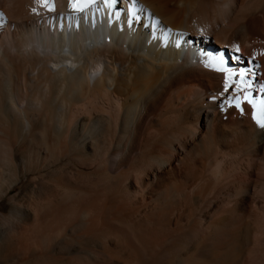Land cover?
Instances as JSON below:
<instances>
[{
	"label": "bare ground",
	"instance_id": "1",
	"mask_svg": "<svg viewBox=\"0 0 264 264\" xmlns=\"http://www.w3.org/2000/svg\"><path fill=\"white\" fill-rule=\"evenodd\" d=\"M47 2L0 0V264H264V0Z\"/></svg>",
	"mask_w": 264,
	"mask_h": 264
},
{
	"label": "rangeland",
	"instance_id": "2",
	"mask_svg": "<svg viewBox=\"0 0 264 264\" xmlns=\"http://www.w3.org/2000/svg\"><path fill=\"white\" fill-rule=\"evenodd\" d=\"M253 92L255 93V95H256V91H252L251 93L253 94ZM251 94V95H252ZM241 216H237L236 218H238V220H239V218H240ZM243 218V217H242ZM2 224V223H1ZM0 224V241L2 240V238H5V237H7V236H11L12 234L10 233V231H9V229H8V227H6V225L5 224H2L1 225ZM193 230V228L191 227V229L190 228H187V230L184 228V229H182V230H179L178 228H176L173 232H172V237H174V239L175 240H186V244H194L195 242H198V241H201V238L204 236V234L202 233L203 231H199V232H196V233H192L191 231ZM228 232H230L229 234H232L231 232H232V230H229ZM200 233V234H199ZM5 234V235H4ZM7 234V235H6ZM67 234V235H66ZM69 234V235H68ZM79 234H81V232L79 233ZM228 234V233H227ZM4 236V237H3ZM228 235H225L221 240H222V242H221V244H226L228 241H230V236H228L229 237V239H228V237H227ZM240 239H243V236H244V239L243 240H240V242H241V244L243 243L244 244V242H246L247 241V238L249 239V240H251L252 241V231H247V232H241V234H240ZM251 236V237H250ZM190 237V238H189ZM63 238H65L67 241H68V243L70 242V243H76V242H78V243H76V244H87V241H85V240H83V239H80V238H76V237H74L73 236V234H71L70 232H66L65 234H63ZM195 238V239H194ZM225 238L227 239V240H225ZM75 239V240H74ZM78 239V240H77ZM77 240V241H76ZM66 241V242H67ZM73 241V242H72ZM163 241H164V237L163 236H161V238H160V242H159V244H163ZM16 251H18L20 254H23V250H21L20 248H14ZM39 253V252H38ZM252 253L250 252V254H249V252L248 253H246L243 257L245 258H243L242 259V263H244V264H252V255H251ZM249 255V256H248ZM247 257V258H246ZM40 258V260H38L37 262L39 263L40 262V264H49L50 263V260L49 259H47V260H45L46 259V256H40L39 257ZM45 258V259H44ZM38 259V258H37ZM42 259V260H41ZM45 261H44V260ZM243 260L245 261V262H243ZM49 261V263H47V262ZM46 262V263H45ZM54 262V264H63V263H65V262H61V261H53ZM52 261H51V263H53ZM56 262V263H55ZM50 263V264H51ZM25 264H28V262H26Z\"/></svg>",
	"mask_w": 264,
	"mask_h": 264
},
{
	"label": "snow or ice",
	"instance_id": "3",
	"mask_svg": "<svg viewBox=\"0 0 264 264\" xmlns=\"http://www.w3.org/2000/svg\"><path fill=\"white\" fill-rule=\"evenodd\" d=\"M45 6L49 7V10H52V5L44 0ZM70 6L73 7L75 10L82 11L83 7L86 5H81V0H69ZM35 11V9H33ZM3 23L2 15H0V24Z\"/></svg>",
	"mask_w": 264,
	"mask_h": 264
}]
</instances>
